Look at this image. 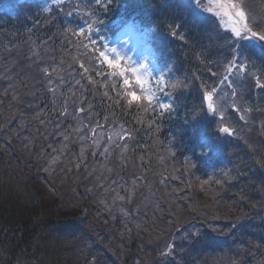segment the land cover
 <instances>
[{
  "label": "trees",
  "instance_id": "obj_1",
  "mask_svg": "<svg viewBox=\"0 0 264 264\" xmlns=\"http://www.w3.org/2000/svg\"><path fill=\"white\" fill-rule=\"evenodd\" d=\"M162 3L114 0L105 11L93 0L64 5L0 0V264H202L195 255H207L204 264H264V168L256 163L264 159V135L258 131L264 89H258L260 97L245 90L239 108L249 111L231 109L224 117L234 129L231 146L222 154L201 156L200 139L215 135L220 122L192 120L204 91L195 64L216 65L220 74L227 47L219 29L195 30L191 17L183 19L184 33L195 30L203 38L180 46L187 39H180L181 32L172 35L162 23L170 14L159 7ZM241 6L250 26L264 28V0H242ZM69 9L78 14L66 15ZM92 12V19H103L102 33L132 21L162 41H155V48L172 77L165 94L153 93L161 100L173 97L177 108L171 116L160 117L144 99L129 104L127 93H148L134 81L126 88L122 78L110 74L116 69L102 65L80 45L83 38L67 30L86 28ZM250 47L264 82V46ZM171 79H186L189 87L174 88ZM79 108L84 111L76 112ZM102 136L111 137L112 154L98 160L91 145L104 142ZM117 144L129 149L124 158ZM77 222L85 229L81 234L74 232ZM178 228H194L208 239L180 240ZM173 241L168 263L161 252ZM103 251H112L111 257Z\"/></svg>",
  "mask_w": 264,
  "mask_h": 264
},
{
  "label": "snow or ice",
  "instance_id": "obj_2",
  "mask_svg": "<svg viewBox=\"0 0 264 264\" xmlns=\"http://www.w3.org/2000/svg\"><path fill=\"white\" fill-rule=\"evenodd\" d=\"M66 0H54L55 5H64ZM68 3H71V0H67ZM95 4L100 7H103L105 11L108 10V5L114 0H93ZM242 0H207V5H205L204 0H163V3L159 5L161 9H168L170 14L162 23L172 30V35H180V30L183 28V19L186 17H191L193 23H202L201 16L204 14L206 17L215 16L220 21V27L229 33V35L221 37L227 44V56L223 61V72L218 74L215 70H211L210 74L213 77L218 79L215 81L216 85L223 86L227 84L228 88L234 89L238 85L233 80V76H237L241 80L246 78L249 75V65L255 66V52L253 47H245L244 41H258L262 46H264V28H260L259 25H251L246 18V13L244 8L241 6ZM214 6V7H213ZM74 8L77 5L73 6ZM44 11H50V8H45ZM155 11V9H154ZM78 13L69 9L66 13L68 16L77 15ZM95 15L94 12L87 14V23L86 28H72L67 29L72 32L73 35L78 38H83L79 40V43L85 49H90L93 54L96 55V58L100 61L102 65H106L108 69H119L116 73H110L113 75H118L122 78L123 85L127 88L130 87L133 83V80L137 86L140 87L141 92H147L148 95L141 97L138 96L135 91L127 93L130 97L128 100L129 104H132L133 101H139L144 99L147 101L148 105L152 107L153 112L158 113L160 117H163L167 112L171 116L177 108L172 96H168L166 100H161L157 97L151 88H146L145 85L148 83V80L145 77V73L149 76L151 72L148 69L147 65L136 66H122V60L124 57L118 52L116 48H108V46L101 41L103 33L100 32V25L103 24L102 18L92 19ZM227 20V24L231 27L224 25V20ZM259 29V30H256ZM181 40H186V36L180 35ZM111 54V55H110ZM114 57V58H113ZM80 67L87 72L88 68L84 64H80ZM174 67V66H173ZM172 69L170 68L169 71ZM47 72V69H45ZM131 74V79L128 74ZM97 75L100 74L99 69L96 72ZM253 79L255 80V86L258 89H264V82H262V77L252 74ZM195 79H201L199 76H195ZM166 80V77L161 75L157 79V88L156 91L160 92L162 95L165 94V90L162 82ZM89 82H92L91 80ZM183 85L185 89L189 87L187 80L179 81L174 83L172 87L176 88L180 85ZM242 87V85H240ZM204 91L202 92L201 107L200 112H194L192 120L202 119L205 122L210 124H216L220 122V127L215 132L213 136L202 137L198 143L199 154L201 156L207 157L212 154H222L223 150L226 147L231 146L232 139L234 137V129L224 123L223 113L217 106L213 104V97L217 94L216 86H209L208 84H203ZM236 95L235 91L232 93ZM16 99V97H13ZM241 99L243 95L241 94ZM155 101V103H154ZM261 111L262 109H256ZM83 108L76 109V112H83ZM233 112L243 111L247 113L249 109H241L239 107H233ZM220 112L218 116L217 113ZM75 115V113H73ZM61 115L67 116V110L64 109L61 112ZM209 117L210 120H209ZM240 120H245V116L241 115ZM247 122V121H245ZM97 127H100L97 122ZM79 127L76 131H79ZM95 131V130H92ZM264 131V127H262ZM64 137V141H69V134L64 132L60 133ZM117 135H120L117 133ZM122 139L124 137H121ZM83 141L86 139V135L80 137ZM108 143L111 145L112 140L109 137ZM93 145L96 148L100 147L98 140H93ZM117 147H126V145H116ZM50 147H54L50 145ZM63 147H67V144H64ZM54 150H56L54 148ZM58 151V150H57ZM84 148H81V159L84 157ZM104 153L107 155L110 151L109 147L103 149ZM94 156L96 152L92 153ZM256 163L264 168V159H259ZM79 167V164L77 165ZM47 170V169H46ZM103 187V185H101ZM91 191V189H89ZM118 199L123 200V196H118ZM103 203V201H101ZM128 215V213H125ZM178 239L188 240L191 243H198L202 240L208 239L206 233L199 232L193 228L192 231H189L188 228H185L182 232L180 229H177ZM264 247V245H260ZM176 248V243L168 244L166 246V251L161 252V256L167 258L169 255L174 254Z\"/></svg>",
  "mask_w": 264,
  "mask_h": 264
},
{
  "label": "rangeland",
  "instance_id": "obj_3",
  "mask_svg": "<svg viewBox=\"0 0 264 264\" xmlns=\"http://www.w3.org/2000/svg\"><path fill=\"white\" fill-rule=\"evenodd\" d=\"M83 1L84 0H81V2H83ZM66 2H67V0H66ZM204 3H205V5H207V0H204ZM201 19L203 22L198 23V24L196 23L195 24L196 25L195 30L197 27L202 28V29L209 28V31H211L213 33L215 30L219 29L222 32L223 37L229 35V33L227 31H224L220 27L221 21L217 17H215V16L206 17L204 14H202ZM256 22L260 23L261 21L257 19ZM223 23L225 26L231 27V25L227 24L226 19L224 20ZM123 26H126V25H123ZM137 28H139V27L135 24L134 25H128V26L124 27L123 30L120 31L119 34L117 33V31L114 32L115 30H108V32L103 33V37L106 36V38H107L109 36L108 38H110V40L108 41V43H106L108 48L109 49L110 48H116L118 50V52L121 54V56L124 57V59L122 60V66H136L138 68L141 65H147L148 66V69L151 72V75L149 76L147 73H145V77L148 80V83L145 85L146 88H151L152 90L156 89L157 88V85H156L157 79L161 75H163L166 77V80L163 81L162 84H163L164 90H166V88H167L166 83H167L168 79L172 77V76H170V77L167 76V73L169 72V66H168V63L166 61H162V60L160 61L159 60L157 54L155 53L154 48L152 47V39L154 41L159 40V41H157V42H159V44H162V41L159 38H157L156 36L153 37L152 32L141 31ZM195 30H194L193 35H190V36L186 35L184 33L185 30L183 28H182V30H180L181 35H183V33H184V36H186V39H187L185 42H181L180 46H185L190 41L196 42V40L203 38V36L195 35V34H198L195 32ZM202 33L207 34L206 31L202 32ZM117 36H119V37L116 40H113ZM182 41H184V40H182ZM223 41L221 42V45H226V47H227V44L223 43ZM179 42H180V40H178L177 44H175L174 46H178ZM243 43H244L245 47H250L252 45L257 44L258 41H255V40L244 41ZM169 53H170V50L164 51L163 52L164 57H166L168 59L167 55ZM226 56H227V53L225 51H223L222 55H221V57L223 58V61L225 60ZM218 58H220V57L218 56ZM195 65L197 66L195 68L198 69V71L201 73L200 76L202 78L203 84H208L209 86H216L217 87V94L214 95V97H213V104L215 106H217L218 109H220L222 111L223 118L228 114V112L233 107H239L240 102L242 101L241 94L243 95L245 90L250 89V91H253L254 94L252 97H255V96L260 97V95H261L260 94L261 91L258 90V88H256L255 80L252 77L253 73L257 76V70H256L257 68L256 67L258 66L261 68V62L258 60L255 61L254 67L252 65H249V70H250L249 75L246 78H244L243 80H241L240 78H238L235 75L233 76V80L238 85L234 89L228 88L227 84H225L223 86L216 85L215 81L217 79L215 77L211 76L210 71H209L210 67L203 69V67H200L201 63H196ZM170 68H171V66H170ZM211 70H215L217 72L218 71L217 66L214 65ZM219 71H220V73H222L223 67H221V69ZM128 75H129V78L131 79V74L129 73ZM203 77H205V80L203 79ZM170 82H173V84L177 83V79H175V80L171 79ZM240 85H242V87ZM233 91H235V93H236L235 96L232 94ZM248 101H250V100H248ZM260 114H261V116L259 118H260L261 124L258 123V125H259L258 131L260 130V133H262L261 136H263L264 131H261V130H262V127H264V113H260ZM217 115L219 116L220 112H218ZM250 119H251V117H248L246 119V121H248V125H250ZM102 138L104 139V142H101L100 141L101 139H99V141H98L100 144L99 148H96L95 146L91 145L92 150H94L96 152L95 157H97L98 160H100V158H102V154L107 156L103 151V149L105 147H109L110 148L109 154H112L111 145L108 143L107 140H105L104 136H102ZM260 140L261 139L259 138L257 141V144L261 143ZM92 144H93V140H92ZM127 152H129V149L126 147H122L121 149H119V151L117 153L119 154V156H122L121 158H124L127 155L126 154ZM138 165H139V163L136 162L135 165H133V169L134 170L139 169ZM96 166L97 165H94L93 169H95ZM145 166H146V164H144V167ZM90 170L91 169H89V171ZM124 172H126V171H124ZM255 176H256V179L259 177V175H257V174ZM262 183L264 184V181ZM134 186H136V184H134ZM133 191L136 192L137 189L134 188ZM131 194H133V193L131 192ZM70 199H73V197H71ZM58 215H60V213ZM76 225L77 226H76L74 232L81 234L85 231V229L82 228V224L80 222L79 223L77 222ZM70 228L72 229V227H70ZM86 235H87V237L83 238L84 240L88 239L89 238L88 236L90 234H86ZM233 238L234 237H230V240L232 241ZM84 240H82V241H84ZM105 251H103L104 252L103 255H105V257L109 255L111 257L112 251H107V254ZM239 254H243V253L239 252ZM101 255H102V252H101ZM194 258L196 259L195 260L196 262L198 260L203 261L202 264H204L205 262H208L210 260V258L207 255H205L203 257L202 256L199 257L198 255H195ZM167 261H168V263H171L169 258H167ZM118 264H120V263L118 262Z\"/></svg>",
  "mask_w": 264,
  "mask_h": 264
},
{
  "label": "bare ground",
  "instance_id": "obj_4",
  "mask_svg": "<svg viewBox=\"0 0 264 264\" xmlns=\"http://www.w3.org/2000/svg\"><path fill=\"white\" fill-rule=\"evenodd\" d=\"M219 241V240H218ZM219 246V245H218ZM237 248V247H236ZM234 252H236L237 253V251H238V248L237 249H235V250H233Z\"/></svg>",
  "mask_w": 264,
  "mask_h": 264
}]
</instances>
